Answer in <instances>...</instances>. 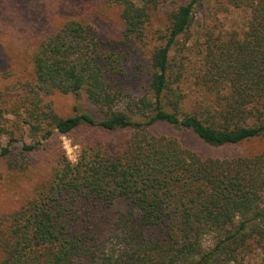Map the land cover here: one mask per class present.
<instances>
[{"label": "trees", "instance_id": "16d2710c", "mask_svg": "<svg viewBox=\"0 0 264 264\" xmlns=\"http://www.w3.org/2000/svg\"><path fill=\"white\" fill-rule=\"evenodd\" d=\"M99 1L119 5L123 34L136 38L146 35L156 10L167 14L164 44L151 56L149 91L119 108L121 93L110 78L126 56L90 21L67 19L26 43L36 50L35 88L24 84L32 97L25 94L12 107L10 94L0 93V141L9 136L0 159L11 171L27 172L28 156L57 133L89 126L132 135L115 150L89 143L76 161L60 152L34 196L0 216L1 263L264 264V149L252 156L204 157L153 131L165 123L215 146L264 137V0H231L252 9L250 29L209 54L224 61L212 80L228 81L227 94L210 105L199 102L194 111L182 109L188 95L179 76L173 79L171 51L202 0ZM56 91L85 93L101 116L78 107L74 115L58 116L42 98ZM20 108L27 113L23 123L42 139L24 142L22 154L13 155L18 139L2 119Z\"/></svg>", "mask_w": 264, "mask_h": 264}, {"label": "rangeland", "instance_id": "374dc122", "mask_svg": "<svg viewBox=\"0 0 264 264\" xmlns=\"http://www.w3.org/2000/svg\"><path fill=\"white\" fill-rule=\"evenodd\" d=\"M120 14L119 5H108L99 0H0V93L2 96L10 94L7 105L13 107L19 104L21 96L27 94L31 98L33 95L27 93L24 84L35 88L33 54L36 50L34 47L24 48L26 43L43 30L72 18L90 21L102 39L120 43L119 48L126 56L125 63L110 78L113 88L121 93L119 108L147 93L151 82V56L156 47L164 44L162 36L169 22L167 14L156 10L142 38L123 34ZM252 16L250 7H236L231 0L201 1L189 30L171 51L173 79L179 76L183 91L188 95L182 103L184 111H194L199 102L210 105L227 94L228 81L219 83L212 80L215 74L219 75L218 67L224 61L221 58L211 59L209 54H217L219 45L233 37L242 39L250 29ZM207 73L210 76H206ZM42 98L52 104L60 117L74 115L76 107L80 112L101 116L85 93L76 96L56 91L50 95L42 94ZM4 99L0 98V107H4ZM24 109L20 108L17 114L4 112L7 120L2 119L6 128L18 139L13 146V155L22 154L20 150L24 142L42 139L40 134H33L23 123L21 117L27 116ZM153 131L175 137L181 145L204 157L252 156L264 149V137L236 145L215 146L203 141L191 130L165 123L157 124ZM131 135L132 130L109 132L89 126L68 135L57 133L51 141L44 142L39 152L28 156L30 168L25 173L11 171L6 158L0 159V216L11 214L34 196L37 185L51 176L60 152H65L70 160L76 161L83 147L89 143L115 150L122 147ZM8 139V134L2 136L0 149ZM1 259L0 255V264Z\"/></svg>", "mask_w": 264, "mask_h": 264}]
</instances>
